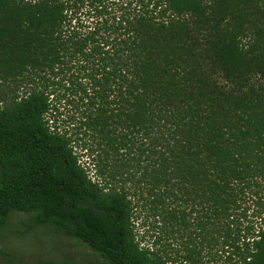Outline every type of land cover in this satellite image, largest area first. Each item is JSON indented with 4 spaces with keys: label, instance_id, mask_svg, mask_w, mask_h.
Here are the masks:
<instances>
[{
    "label": "trees",
    "instance_id": "1",
    "mask_svg": "<svg viewBox=\"0 0 264 264\" xmlns=\"http://www.w3.org/2000/svg\"><path fill=\"white\" fill-rule=\"evenodd\" d=\"M15 213L86 264H264V0H0Z\"/></svg>",
    "mask_w": 264,
    "mask_h": 264
},
{
    "label": "rangeland",
    "instance_id": "2",
    "mask_svg": "<svg viewBox=\"0 0 264 264\" xmlns=\"http://www.w3.org/2000/svg\"><path fill=\"white\" fill-rule=\"evenodd\" d=\"M144 219V215H141ZM29 215L15 213L0 230V264H86L97 259L87 246L53 232L48 227L28 229ZM143 244L152 245L154 231L143 223L138 227ZM222 264V263H177Z\"/></svg>",
    "mask_w": 264,
    "mask_h": 264
}]
</instances>
